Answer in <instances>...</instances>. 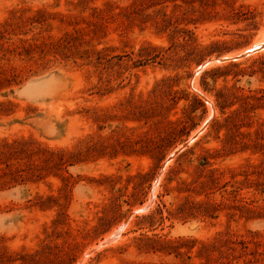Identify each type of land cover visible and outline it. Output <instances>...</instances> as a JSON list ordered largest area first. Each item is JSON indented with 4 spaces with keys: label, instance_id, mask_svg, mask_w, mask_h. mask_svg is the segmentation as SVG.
<instances>
[{
    "label": "rangeland",
    "instance_id": "374dc122",
    "mask_svg": "<svg viewBox=\"0 0 264 264\" xmlns=\"http://www.w3.org/2000/svg\"><path fill=\"white\" fill-rule=\"evenodd\" d=\"M263 38L264 0H0V264H264Z\"/></svg>",
    "mask_w": 264,
    "mask_h": 264
},
{
    "label": "bare ground",
    "instance_id": "6f19581e",
    "mask_svg": "<svg viewBox=\"0 0 264 264\" xmlns=\"http://www.w3.org/2000/svg\"><path fill=\"white\" fill-rule=\"evenodd\" d=\"M264 43V38L262 39V41L260 40V42H256V43H254V46H253V48H255V47H257L258 45H260V44H263ZM250 49V48H249ZM247 50V49H246ZM246 50H244V52L246 51ZM252 50V49H251ZM250 50V51H251ZM249 51V50H248ZM247 51V52H248ZM257 51H259V50H257ZM255 53V52H254ZM249 54V53H248ZM240 55V54H239ZM246 55H247V53H246ZM226 57V56H225ZM230 57H234V56H230ZM221 59V58H220ZM225 59V58H224ZM202 70V69H201ZM199 72V71H198ZM205 98V97H204ZM210 101V100H209ZM180 148V147H179ZM176 152V151H175ZM110 237V236H109Z\"/></svg>",
    "mask_w": 264,
    "mask_h": 264
}]
</instances>
